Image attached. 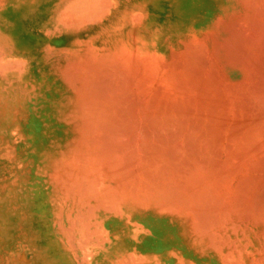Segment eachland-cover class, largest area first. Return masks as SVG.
I'll list each match as a JSON object with an SVG mask.
<instances>
[{"label":"bare ground","instance_id":"1","mask_svg":"<svg viewBox=\"0 0 264 264\" xmlns=\"http://www.w3.org/2000/svg\"><path fill=\"white\" fill-rule=\"evenodd\" d=\"M0 143L46 264H264V0L20 2Z\"/></svg>","mask_w":264,"mask_h":264},{"label":"rangeland","instance_id":"2","mask_svg":"<svg viewBox=\"0 0 264 264\" xmlns=\"http://www.w3.org/2000/svg\"><path fill=\"white\" fill-rule=\"evenodd\" d=\"M20 2L25 0H0V18L12 17ZM8 150L7 144L4 146L0 143V155L2 154L0 162L7 160V155H11ZM1 169L3 170V167L0 164ZM9 181L8 176L0 175V264H46V261L37 255L35 249L29 246L21 231L16 230V214L5 212L16 207L10 204L9 199L2 200V195H7L6 184Z\"/></svg>","mask_w":264,"mask_h":264}]
</instances>
